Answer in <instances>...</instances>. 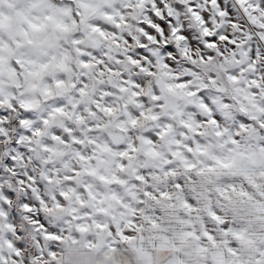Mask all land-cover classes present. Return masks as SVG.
Returning <instances> with one entry per match:
<instances>
[{"label": "snow or ice", "instance_id": "obj_1", "mask_svg": "<svg viewBox=\"0 0 264 264\" xmlns=\"http://www.w3.org/2000/svg\"><path fill=\"white\" fill-rule=\"evenodd\" d=\"M0 264H264V0H0Z\"/></svg>", "mask_w": 264, "mask_h": 264}]
</instances>
